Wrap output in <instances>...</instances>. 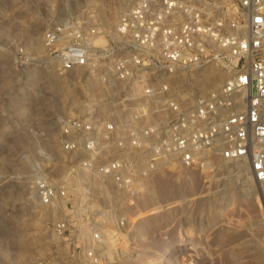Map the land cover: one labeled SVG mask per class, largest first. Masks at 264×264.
<instances>
[{
    "label": "built area",
    "instance_id": "obj_1",
    "mask_svg": "<svg viewBox=\"0 0 264 264\" xmlns=\"http://www.w3.org/2000/svg\"><path fill=\"white\" fill-rule=\"evenodd\" d=\"M116 1L110 25L89 4L42 32L58 70L85 71L101 93L59 120L67 175L131 194L163 169L238 162L264 198V0ZM207 64L226 76L204 89L190 72ZM67 186L39 176L35 194L57 206L70 197ZM48 228L69 238L79 264H102L97 228L81 248L67 219Z\"/></svg>",
    "mask_w": 264,
    "mask_h": 264
},
{
    "label": "rangeland",
    "instance_id": "obj_2",
    "mask_svg": "<svg viewBox=\"0 0 264 264\" xmlns=\"http://www.w3.org/2000/svg\"><path fill=\"white\" fill-rule=\"evenodd\" d=\"M89 4L107 25L122 8L116 0H0V264H79L69 238L48 228L59 218L78 248L100 231L102 264H264V198L255 184L251 197L241 194L246 174L229 177L234 163L163 169L131 194L86 173L67 175L59 120L101 93L85 71L58 70L42 32ZM39 176L67 183L70 197L41 204Z\"/></svg>",
    "mask_w": 264,
    "mask_h": 264
},
{
    "label": "bare ground",
    "instance_id": "obj_3",
    "mask_svg": "<svg viewBox=\"0 0 264 264\" xmlns=\"http://www.w3.org/2000/svg\"><path fill=\"white\" fill-rule=\"evenodd\" d=\"M190 74H191V78H192L191 83H193L194 85H196L198 87L204 88V89L216 87L220 82H222L224 80V78L226 76V73H225V71L223 69L216 68L215 66H213V64H207L203 68H201L200 70L190 72ZM182 75H183V73H179L178 75H175V76L171 77V79L179 81V78ZM233 163L235 165V169L233 168L234 169V170H232L233 173L230 174L229 177L230 176L231 177H233V176H236V177H240L241 176L242 177L244 175V173H245V169L246 168L241 163H238V162H225V164H223V165H225L228 168ZM202 170H204V169H202ZM244 177H245L244 182L243 181L241 182V185H242L241 186V194L245 195V196H248L250 194V197H251L253 194L256 193L255 188L253 187L254 183H252V181L250 180L248 175H246ZM226 181L227 180L224 179V180H221V182H220V183L223 184L222 189L220 188L221 193H224V192L226 193V191L228 190V188L225 186V184L227 183ZM230 189H232V188H230ZM168 190H169V186L165 185V183L160 185V191L163 192V194H164V192L168 193ZM34 195H35L36 198H38L35 193H34ZM192 198H194V197H192ZM217 198H220V197L218 196ZM189 199H191V198L186 199V201L189 200ZM187 204H189V203H187ZM143 214L144 213H140V214L138 213L137 217L142 216ZM50 239H53V237L50 236L49 240Z\"/></svg>",
    "mask_w": 264,
    "mask_h": 264
}]
</instances>
